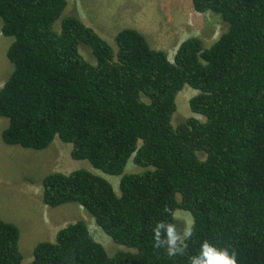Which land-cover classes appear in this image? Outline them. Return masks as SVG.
<instances>
[{"label":"trees","instance_id":"16d2710c","mask_svg":"<svg viewBox=\"0 0 264 264\" xmlns=\"http://www.w3.org/2000/svg\"><path fill=\"white\" fill-rule=\"evenodd\" d=\"M191 4L218 14L221 33L210 45L186 37L170 60L132 27L117 31L114 50L78 14L62 16L68 0H0L13 65L0 87L2 141L43 149L57 137L71 144V158L119 176L115 191L87 169L48 173L42 202L77 203L133 249L109 255L80 219L37 243L26 264H188L205 238L234 250L237 264H264V0ZM184 85L197 91L188 105L201 118L174 126ZM130 158L143 169L126 172ZM178 209L195 232L185 253L170 258L153 246L152 230L162 218L179 230ZM18 238V227L0 218V264H23Z\"/></svg>","mask_w":264,"mask_h":264},{"label":"rangeland","instance_id":"374dc122","mask_svg":"<svg viewBox=\"0 0 264 264\" xmlns=\"http://www.w3.org/2000/svg\"><path fill=\"white\" fill-rule=\"evenodd\" d=\"M71 12L78 14L80 19L114 50V35L117 31L132 27L146 36L151 47L164 49L170 60L176 50L174 39L196 35L202 38L206 45H210L218 38L223 27L218 14L195 11L191 0H68L62 16ZM1 25L0 20V87L13 69L5 55L12 37L1 34ZM181 25L184 29H192L180 32L178 27ZM54 28L59 30L60 19L55 21ZM149 33L162 38L167 36L169 40L163 42L161 39L148 37ZM80 52L86 59L94 60L88 47L81 45ZM196 93L197 91L189 85H184L177 93L176 110L171 117L174 126L189 116L201 118V115L193 113L188 105L189 98ZM6 125L7 119L0 117V134ZM70 150L71 144L62 142L57 137H54L46 148L32 149L7 145L0 135V218L18 227V248L23 264L31 261L32 251L37 243L53 241L59 229L80 219L86 221L94 239L104 246L109 255L118 251L133 250L114 242L77 203L67 202L55 207L42 203V179L54 171H96L106 177L114 190L118 191L119 176L107 175L94 169L86 159L71 158ZM142 169L135 166L131 158L125 166L126 172ZM174 216L179 225L178 231H182L185 225L192 221L190 213L184 210H176Z\"/></svg>","mask_w":264,"mask_h":264},{"label":"clouds","instance_id":"9594fccd","mask_svg":"<svg viewBox=\"0 0 264 264\" xmlns=\"http://www.w3.org/2000/svg\"><path fill=\"white\" fill-rule=\"evenodd\" d=\"M165 212L171 216L169 209H165ZM152 231L153 246L164 249L166 255L171 258L185 253L194 236L195 224L189 221L182 231H178L175 223L162 218L155 223ZM188 264H237V255L234 250L205 238L200 242L198 249L188 257Z\"/></svg>","mask_w":264,"mask_h":264},{"label":"crops","instance_id":"0c3cea01","mask_svg":"<svg viewBox=\"0 0 264 264\" xmlns=\"http://www.w3.org/2000/svg\"><path fill=\"white\" fill-rule=\"evenodd\" d=\"M188 26V25H187ZM190 27V26H189ZM178 29H179V31L181 32V30H190V29H192V28H186V29H184L183 27H182V25L180 26V27H178ZM192 32V31H191ZM151 36V38L152 37H154L155 39H161L163 42L164 41H166V40H169V38L167 37V36H165L164 38H162V37H160L159 35H157V34H155V35H153L152 33H149L148 34V37H150ZM186 37H188V36H185V37H183L182 36V39H180V40H177V39H174V41L176 42V47H177V45L182 41V40H184ZM149 41H150V39H149ZM156 47V46H155ZM175 47V48H176ZM156 48H158V47H156Z\"/></svg>","mask_w":264,"mask_h":264}]
</instances>
